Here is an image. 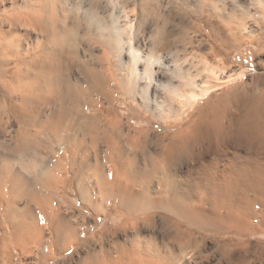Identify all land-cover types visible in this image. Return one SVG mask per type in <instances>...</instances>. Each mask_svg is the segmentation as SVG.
I'll return each instance as SVG.
<instances>
[{"label":"bare ground","instance_id":"6f19581e","mask_svg":"<svg viewBox=\"0 0 264 264\" xmlns=\"http://www.w3.org/2000/svg\"><path fill=\"white\" fill-rule=\"evenodd\" d=\"M247 43L264 0H0V264H264Z\"/></svg>","mask_w":264,"mask_h":264},{"label":"rangeland","instance_id":"374dc122","mask_svg":"<svg viewBox=\"0 0 264 264\" xmlns=\"http://www.w3.org/2000/svg\"><path fill=\"white\" fill-rule=\"evenodd\" d=\"M238 49L241 50V54L238 57L239 64L242 65L245 69L253 70L252 71L253 74L250 75V77L247 79V82H249L250 84H254V83H256L258 81V79L261 78V75H260L261 73L259 74V71H257V69L259 67H262V65H264V50L261 53L257 52L255 50V47L251 46L249 43H247L246 45H244V44L242 45L241 44L238 47ZM257 54H259V55H257ZM223 91L224 90H221V91H219L217 93L219 94L220 92H223ZM262 121H263V124H264V120L263 119H262ZM140 129H141L142 132H144V134L148 133L152 137L153 136L154 137L155 136H160L161 137V136H164V135L171 134L174 131V130L167 129L165 127L164 123L159 122L157 120H151V122H149V125H147V126H141V127L139 126L138 130H136V131H138L140 133ZM153 132H154V134H153ZM86 140L87 141L85 142V144L88 145V144L91 143L90 138H87ZM2 147H7V146H6L5 143H2ZM185 170L186 171L184 172L183 177H185V176L187 177L188 176V174H187L188 170L187 169H185ZM68 195L71 196L70 194H68ZM74 196H76V195H74ZM75 199H76V197H75ZM72 253H73V251L69 252V255H71ZM204 255H206L205 256L206 258H205V261H204L205 264H213V254L207 247L205 248Z\"/></svg>","mask_w":264,"mask_h":264}]
</instances>
